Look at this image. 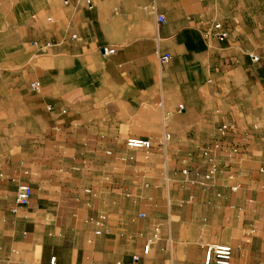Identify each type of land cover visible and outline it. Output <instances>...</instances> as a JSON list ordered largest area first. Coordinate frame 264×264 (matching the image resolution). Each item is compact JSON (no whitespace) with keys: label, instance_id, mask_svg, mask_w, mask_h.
Returning <instances> with one entry per match:
<instances>
[{"label":"crops","instance_id":"1","mask_svg":"<svg viewBox=\"0 0 264 264\" xmlns=\"http://www.w3.org/2000/svg\"><path fill=\"white\" fill-rule=\"evenodd\" d=\"M40 14L15 32L25 64L0 76V264H203L213 244L264 264V0ZM18 185L31 195L12 213Z\"/></svg>","mask_w":264,"mask_h":264},{"label":"rangeland","instance_id":"2","mask_svg":"<svg viewBox=\"0 0 264 264\" xmlns=\"http://www.w3.org/2000/svg\"><path fill=\"white\" fill-rule=\"evenodd\" d=\"M41 4L42 0H0V76L12 75L26 62L28 55L15 32L21 33L37 21L50 23L49 15L40 14Z\"/></svg>","mask_w":264,"mask_h":264},{"label":"built area","instance_id":"3","mask_svg":"<svg viewBox=\"0 0 264 264\" xmlns=\"http://www.w3.org/2000/svg\"><path fill=\"white\" fill-rule=\"evenodd\" d=\"M66 3V2H65ZM157 23H163L164 18L162 16H157ZM214 35V37L218 40H223L226 37V33L222 31L221 25L219 22H216L212 24V26L207 30L206 36L208 35ZM74 38V36H72ZM104 54L110 55L113 53L112 50H102ZM250 60L252 63H255L258 61V58L254 54H248ZM170 59V56L165 54L158 57V62L162 66L166 64ZM30 90L32 92H36L39 89L38 83L34 82L31 83L29 86ZM169 139V136L164 134L162 137V146L165 145V142ZM126 146L128 148L133 149H147L150 147V143L148 140H142L138 138H129L125 142ZM216 167L211 166L209 171L204 175V180L209 181L213 178L214 174L216 173ZM182 173H186L183 171ZM233 190H235L233 188ZM31 195V189L27 185H18L16 189V198H15V206L12 208V213H16L17 207H23L26 206L29 202ZM149 248V243H147L144 246L143 252L144 254H147ZM230 256H231V248L227 245L222 244H213V245H207L204 248V258H203V264H230ZM138 260L137 257L132 258V263L136 262ZM49 264H55V259L52 258L49 262Z\"/></svg>","mask_w":264,"mask_h":264}]
</instances>
